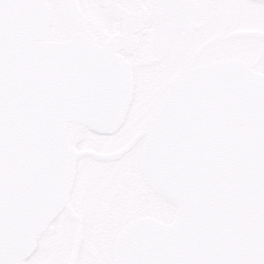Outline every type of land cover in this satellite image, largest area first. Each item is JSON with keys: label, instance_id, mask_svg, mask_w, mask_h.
Segmentation results:
<instances>
[{"label": "water", "instance_id": "95a60500", "mask_svg": "<svg viewBox=\"0 0 264 264\" xmlns=\"http://www.w3.org/2000/svg\"><path fill=\"white\" fill-rule=\"evenodd\" d=\"M3 10L20 21L2 41L0 130V260L15 264L30 253L67 197L75 152L65 138L66 123L114 130L123 118L130 80L117 55L81 36L42 41L49 18L43 0H33L23 12L4 0ZM262 76L239 59L219 58L190 64L168 80L145 130L139 165L150 185L174 205V214L169 222L129 221L114 239L112 258L130 233L150 246L183 242L199 227L206 186L193 187L189 179L194 170L212 171L207 162L213 152L235 161L234 174L251 171L247 112H231L227 101L248 98ZM240 191L236 211L241 223H248L252 195L243 181Z\"/></svg>", "mask_w": 264, "mask_h": 264}, {"label": "flooded vegetation", "instance_id": "af4514ba", "mask_svg": "<svg viewBox=\"0 0 264 264\" xmlns=\"http://www.w3.org/2000/svg\"><path fill=\"white\" fill-rule=\"evenodd\" d=\"M42 41L81 36L117 55L130 91L119 125L98 132L68 121L72 182L56 215L15 264H95L112 258L114 239L135 218L169 222L174 205L144 177L139 152L168 80L190 64L236 58L264 73L260 0H43Z\"/></svg>", "mask_w": 264, "mask_h": 264}, {"label": "snow or ice", "instance_id": "6c2138e0", "mask_svg": "<svg viewBox=\"0 0 264 264\" xmlns=\"http://www.w3.org/2000/svg\"><path fill=\"white\" fill-rule=\"evenodd\" d=\"M32 2L11 0V7L23 12ZM3 5L4 0H0V130L4 84L2 41L5 31L13 24L19 27L20 23L18 18L13 21L6 16ZM227 103L233 113L241 109L247 112L251 171L234 174L235 161L218 158L213 152L207 162L212 171L194 170L189 179L193 187L206 186L196 218L199 227L195 231L188 233L183 242L150 246L140 244L130 233L127 243L113 258L95 264H264V76L255 80L248 98ZM242 181L252 195V219L248 223H241L236 211L242 198ZM0 264L4 261L0 260Z\"/></svg>", "mask_w": 264, "mask_h": 264}]
</instances>
